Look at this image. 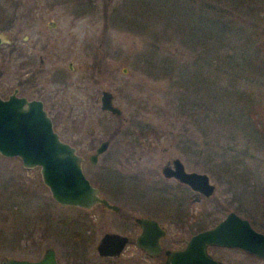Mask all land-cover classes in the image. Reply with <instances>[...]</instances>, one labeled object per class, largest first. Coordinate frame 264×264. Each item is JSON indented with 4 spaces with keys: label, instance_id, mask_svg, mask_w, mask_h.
Wrapping results in <instances>:
<instances>
[{
    "label": "rangeland",
    "instance_id": "obj_1",
    "mask_svg": "<svg viewBox=\"0 0 264 264\" xmlns=\"http://www.w3.org/2000/svg\"><path fill=\"white\" fill-rule=\"evenodd\" d=\"M143 1L0 0V29L8 23L6 19L17 18L20 21H15L8 33L12 36L17 34L18 41L22 34L29 35L31 39H37L39 31L51 35L43 41L48 47L55 45L59 55L47 58L48 68L59 64L65 71L69 86L56 96L55 107L58 104H63L66 109L70 107L73 115L80 103L79 109H96L101 90L106 89L113 94V104L120 109V117L103 118L96 110L98 114L93 123L99 138L112 135L110 148L100 165L111 164L114 170L122 171L128 176L127 182L122 185L128 186L130 183V193L127 189L123 193L125 197H113L110 201L122 213L135 217L142 215L139 205L147 210L151 208L147 205V200L140 196L141 173L146 168H154L164 161L177 158L183 163L185 170L208 176L209 182L215 186L213 198L227 192L242 195L241 215L252 220L254 228L264 231V206L258 205L259 202L256 201V192L261 186L264 187V118L256 120L252 125L248 116L240 113L250 107L252 110L260 108L264 117V74H245L238 80V89L244 91L248 98L239 102L236 109L234 104L228 106L216 102L214 105L222 107L216 108L220 112H213L214 115L203 112L197 118L190 114L187 104L183 110H178L176 98L179 95L188 96L190 103L193 100L191 88L196 80L190 63L194 55L198 56L199 51L190 53L182 46L185 36L180 28H167V33L163 34L160 25L163 19H158L160 16H145L151 24L143 34L121 26L118 22L120 16H134L136 20L143 21ZM152 3L162 2L153 0ZM48 21L55 23L54 29L46 27ZM150 43L157 44L163 50L150 55L152 64L148 68L141 63L139 57L144 52H150L146 50L147 46H143ZM167 56L173 59V63L167 67V76H162L159 61ZM69 60H73L72 73L66 69ZM180 64L185 66L181 67ZM123 68L125 73H122ZM198 71L200 72L196 78L202 80V75L208 81L210 72L207 74L206 62ZM83 76L85 78L81 79ZM216 83L221 88L227 85L226 79L222 77ZM51 88L52 91L55 90L54 87ZM203 101L205 104L201 109H207L209 101L205 97ZM224 112L231 113V119ZM58 115L61 114H57V117ZM61 120V123L57 122L56 131L61 139L71 142L74 137L67 128L69 120ZM189 139L194 146L188 142ZM16 162V159H0V257L28 256L22 242H18L17 248L12 247V242L16 235L25 237L30 219L27 217L26 203L20 202V208L15 212L16 207L10 206V198L2 196L1 188H6L4 185L10 184L16 174L33 180L35 192L40 193L42 188L38 170L34 168L26 172ZM151 195L153 196L148 197L149 201L151 198H160L159 195ZM161 199L163 203L160 211H176L177 207H174L172 199ZM37 203L40 205L42 202L39 200ZM48 220L49 242L45 244L54 249L57 264H157L145 259L134 246L136 227L131 224L130 219H124L120 214L102 212L98 207L90 212L60 207L49 197ZM76 222H84L92 229L87 245L74 238L73 230L68 229V226ZM107 231L129 237V244L118 259H101L94 251L96 240ZM86 233L88 235L89 232ZM175 235L181 234L169 233L165 243L172 245V240L177 238ZM41 254L42 249L38 248L32 256L35 258ZM235 257L239 264H256L244 254Z\"/></svg>",
    "mask_w": 264,
    "mask_h": 264
},
{
    "label": "flooded vegetation",
    "instance_id": "obj_2",
    "mask_svg": "<svg viewBox=\"0 0 264 264\" xmlns=\"http://www.w3.org/2000/svg\"><path fill=\"white\" fill-rule=\"evenodd\" d=\"M17 20V18L6 19L8 23L3 29H0V32L6 33L8 38L11 40L10 44H0V99L5 102H12L18 99H24L25 102H40L43 112H45L47 117L50 119L52 129L58 134L60 140L73 147L75 154L81 157L82 173L88 180L89 184L98 191V197L105 200L109 204H112L110 201L113 200V197H125V195L123 194L125 193V190L128 189L130 193V183L128 184V186L122 185L123 183L127 182L128 176L125 175L126 173L114 170L111 164L104 163L100 165V161L105 156L108 148H110L109 146L111 143L112 135L109 136V134H107L106 136H104L105 138H99L96 135L93 123V119L98 113L103 118H106L108 116L119 118L121 115V113L119 115H113L100 109L101 92L109 90L103 89L100 91L98 97V106L96 109L95 107H82L81 109H79L81 106L80 103L78 104L79 106L76 108L75 113L71 115L70 107L66 109L63 104H58V106L55 107L54 100L56 96L61 92H64L66 88L69 87L67 84L65 71L59 64H53L54 66L51 69L48 68L47 58H49V56L55 58L57 55H59V53H57V48L53 44L48 47V44L43 41L44 39L51 37V35L45 31H39L37 39H31L29 38V35L22 34L19 38L20 41H18L17 34L12 36L8 33L9 31H11L14 22ZM18 21H20V19ZM46 27L48 29H54L55 23L53 21H48L46 23ZM69 49L72 48L69 47ZM51 61L53 62V59H51ZM94 66L97 67V64H95ZM66 69L70 73L74 71L73 60L68 61V63L66 64ZM84 78V76L81 77V79ZM51 87H54L55 90L52 91ZM10 95L15 96V98H9ZM93 98L94 97H92V99ZM18 110L20 111V113H26V104H23L19 108L9 106L8 108L0 107V115L9 111L11 113L12 111H14L13 114H15L18 113ZM96 110L98 111V113ZM57 114L61 115H58L57 117ZM62 118L69 120L67 128H69L70 134L72 135V137H74L71 142L61 139V135L56 131V129L58 128L57 122L61 123ZM107 130L109 133V124L107 125ZM102 142H107L106 147L101 153L97 154L96 161L94 163H91L89 160V156L96 153L97 148ZM109 158L111 159L112 156H110ZM0 159L6 161L16 159L21 168L26 172L28 170L36 168L38 170L40 182L42 184L40 193L35 192L33 187V180L28 179L27 177L25 178L20 174H16L15 177L11 179L10 184L4 185L6 188L2 187L3 185L1 184L2 196L7 197V199L10 198V206L13 208L16 207L15 212H17L20 208V202L26 203V211L28 215L27 217H29L30 219L28 220L25 237L16 235L15 239H13L12 242V247L15 248L18 247V242H22L24 244V251L28 254V256H23L21 258L6 256L0 257V264H2V262L6 259L37 261L42 257L44 251L47 248H52L48 246V244H45L49 242V190L41 180L39 167H23L22 161L17 156H3L0 154ZM173 159L164 161L161 165L158 164L157 167L146 168L141 173L142 180L139 184V187L141 189L140 196L147 200V205H149V207L151 208L147 210L139 205L140 209L142 210V215L140 216L131 217L130 215L122 213L117 205L116 206L118 207V210L113 211L104 208L99 203L94 204L89 209H83L73 206H60L57 203L56 204L60 207L76 208L82 212H90L93 208L98 207L102 212L120 214L122 218L130 219L131 224L136 227L137 230L133 238V244L136 248L137 246L134 243V239L140 232V228L135 223L134 219L137 217L153 219L159 229L164 232V234L158 238L160 251L155 256H149L139 248L137 249L144 255L145 259L154 263L157 262V264H163L165 260V250L183 249L190 238L198 233L212 228L218 222L223 220L227 216V214L233 212L237 216L245 219V217H243L240 213V207L243 204L242 195H236L232 193L228 194L227 192L213 198V193L205 196L204 194L193 190L187 184L178 181L173 176H164L163 168L167 167L168 170L174 169L172 163ZM181 164L183 166L182 162ZM183 170L185 172H194L185 170L184 166ZM43 188L47 190V193ZM151 194L159 195L160 198L157 197V200H152L151 198V200L149 201L148 197L153 196ZM128 195L129 194H127V196ZM161 198L172 199L175 203L174 207H177L176 211H160V206L163 203L161 201ZM39 200L42 202L40 205L37 203ZM36 203L38 204V206L36 205ZM246 220L255 231L264 234V231L256 229L254 228L255 226H252V220ZM76 223L72 224V226H68V229L70 231L73 230L72 234L74 238L85 242L84 244L87 245L88 242L86 241H90L88 239L92 229L85 225L84 222H80L79 224ZM86 232H89L88 235ZM172 232L179 233L181 235H175L177 236V238L172 240V245H167L165 243V240L169 237V233ZM105 233L120 234L117 232H103L95 242L94 251L98 258L108 260L118 259L121 254L118 257L114 258L100 256L97 253L96 245ZM125 236L127 237V244L125 245L126 248L130 240L127 235ZM199 244L200 242L198 241L197 245L199 246ZM38 248L42 249V254L34 258L32 254H34ZM203 248L204 252L207 255L222 264H239L238 258L235 256L241 254H244L245 256L251 258L256 264H264V260L252 254H248L238 248H227L216 245H204ZM55 259L57 264L56 255Z\"/></svg>",
    "mask_w": 264,
    "mask_h": 264
},
{
    "label": "water",
    "instance_id": "obj_3",
    "mask_svg": "<svg viewBox=\"0 0 264 264\" xmlns=\"http://www.w3.org/2000/svg\"><path fill=\"white\" fill-rule=\"evenodd\" d=\"M10 44L7 34L0 32V44ZM126 70L123 68L122 73ZM9 98H15L10 95ZM110 91H102L100 109L113 115H119L120 109L113 104ZM26 104V113H2L0 115V154L17 156L23 167H39L43 184L48 188L51 199L60 206H73L89 209L99 203L104 208L117 211L118 207L98 197V191L84 177L81 170V157L76 155L74 148L60 140L52 129L51 121L43 112L38 101L25 102L18 99L5 102L0 99V107H21ZM102 142L96 153L89 156L91 163L96 161L97 154L106 147ZM173 170L163 168L166 177L173 176L187 184L193 190L205 196L213 193L214 185L209 182L206 174L185 172L181 162L172 160ZM140 232L134 243L149 256L159 251L158 238L164 234L153 219L137 217L134 219ZM200 242L199 246L197 245ZM127 244V237L116 233H105L96 245L100 256L118 257ZM204 245H216L227 248H238L264 260V234L255 231L249 222L233 212L212 228L194 235L181 250H165L163 264H222L204 252ZM201 246V247H200ZM2 264H56L54 251L47 248L37 261L6 259Z\"/></svg>",
    "mask_w": 264,
    "mask_h": 264
},
{
    "label": "trees",
    "instance_id": "obj_4",
    "mask_svg": "<svg viewBox=\"0 0 264 264\" xmlns=\"http://www.w3.org/2000/svg\"><path fill=\"white\" fill-rule=\"evenodd\" d=\"M226 2H217L216 0H161V4L152 3L153 0H144L141 9L143 21H138L134 16L118 18V22L125 29L143 34L149 30L151 23L145 19L146 15H153L163 19L160 22L163 34L169 30L179 29L184 34L182 46L190 53L198 52L194 55L190 66L193 69L196 83H192L193 100L190 103L189 97L179 95L176 98L178 110H183L185 104L188 105L190 114L195 118L203 112L208 115L213 112H220L216 108H222L214 105L216 102L225 104H234L235 109L239 107V102L247 99L244 91L238 89V80L245 75L259 76L264 74V0H225ZM145 3V5H144ZM231 5L232 7L230 8ZM255 5L261 6L259 8ZM143 14V15H142ZM177 20V22H176ZM170 42V40H168ZM147 46L146 50L140 55L139 59L143 65L151 67V54L163 50L157 44H143ZM206 62L208 66L209 77L207 80L196 76ZM173 59L170 56L161 58L159 66L162 76H167V67L171 66ZM184 67V64H180ZM186 70V69H185ZM261 76V75H260ZM225 78L227 85L220 87L216 81L218 78ZM207 82V83H206ZM185 85V84H182ZM184 89V88H183ZM204 93V94H203ZM204 95V96H203ZM206 98L209 103L207 109L203 107ZM207 101V102H208ZM246 109L241 114L248 116L249 121L255 123L256 120L263 119V112L260 108L253 110ZM237 111V110H236ZM225 113V112H224ZM226 114V113H225ZM214 115V114H213ZM231 119V113L226 114ZM258 130L261 132L260 128ZM188 142L193 145L191 139ZM205 146V143H203ZM194 146V145H193ZM258 205L264 206V187L261 186L256 192Z\"/></svg>",
    "mask_w": 264,
    "mask_h": 264
}]
</instances>
